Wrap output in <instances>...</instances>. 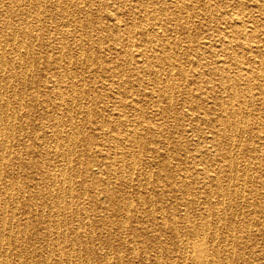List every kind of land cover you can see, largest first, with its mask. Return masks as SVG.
<instances>
[{"label": "bare ground", "instance_id": "bare-ground-1", "mask_svg": "<svg viewBox=\"0 0 264 264\" xmlns=\"http://www.w3.org/2000/svg\"><path fill=\"white\" fill-rule=\"evenodd\" d=\"M0 264H264V0H0Z\"/></svg>", "mask_w": 264, "mask_h": 264}, {"label": "rangeland", "instance_id": "rangeland-1", "mask_svg": "<svg viewBox=\"0 0 264 264\" xmlns=\"http://www.w3.org/2000/svg\"><path fill=\"white\" fill-rule=\"evenodd\" d=\"M212 2H215V1H217V2H222V1H225V0H211ZM215 12V11H214ZM217 13H219V12H215V14H217ZM254 15H259V13H257V12H255L254 11ZM194 22V23H193ZM192 23L193 24H197L198 22H199V20L198 19H195L194 21H193ZM221 26H223V23H221ZM203 27V29L205 30V29H209L208 31H211V32H214V31H216V27L215 26H213V25H210V26H208V25H204V26H202ZM109 42H105L104 44H103V46H105L106 44H108ZM195 89V88H194ZM253 92H254V94H257V90L256 89H253ZM151 110V115H153V117H157V114H158V111L157 110H155V109H150ZM158 121V120H157ZM86 126L89 128V129H93V126L92 125H90L89 126V124H86ZM188 137H187V136ZM184 134L183 136L186 138V141L189 143V142H192V140L190 141L189 139H191L192 138V136H191V134H189L188 135V132H187V134ZM252 211L250 210V212L248 211L247 213H250V214H252L251 213ZM252 232H254V231H252Z\"/></svg>", "mask_w": 264, "mask_h": 264}]
</instances>
